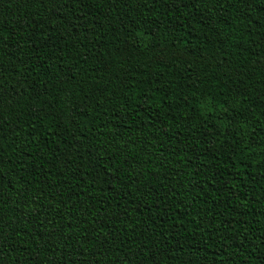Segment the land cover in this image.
Wrapping results in <instances>:
<instances>
[{
    "label": "trees",
    "instance_id": "16d2710c",
    "mask_svg": "<svg viewBox=\"0 0 264 264\" xmlns=\"http://www.w3.org/2000/svg\"><path fill=\"white\" fill-rule=\"evenodd\" d=\"M0 264H264V0H0Z\"/></svg>",
    "mask_w": 264,
    "mask_h": 264
}]
</instances>
